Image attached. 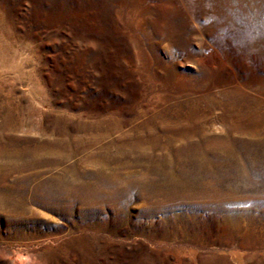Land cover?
<instances>
[{
  "label": "rangeland",
  "instance_id": "rangeland-1",
  "mask_svg": "<svg viewBox=\"0 0 264 264\" xmlns=\"http://www.w3.org/2000/svg\"><path fill=\"white\" fill-rule=\"evenodd\" d=\"M264 264V0H0V264Z\"/></svg>",
  "mask_w": 264,
  "mask_h": 264
},
{
  "label": "crops",
  "instance_id": "crops-1",
  "mask_svg": "<svg viewBox=\"0 0 264 264\" xmlns=\"http://www.w3.org/2000/svg\"><path fill=\"white\" fill-rule=\"evenodd\" d=\"M232 258L228 255L211 254L205 259V264H231Z\"/></svg>",
  "mask_w": 264,
  "mask_h": 264
}]
</instances>
